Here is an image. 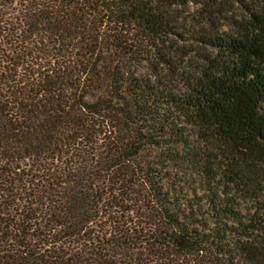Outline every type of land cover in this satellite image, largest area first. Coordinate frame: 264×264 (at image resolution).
<instances>
[{
	"label": "trees",
	"instance_id": "obj_1",
	"mask_svg": "<svg viewBox=\"0 0 264 264\" xmlns=\"http://www.w3.org/2000/svg\"><path fill=\"white\" fill-rule=\"evenodd\" d=\"M0 264H264V0H0Z\"/></svg>",
	"mask_w": 264,
	"mask_h": 264
},
{
	"label": "rangeland",
	"instance_id": "obj_2",
	"mask_svg": "<svg viewBox=\"0 0 264 264\" xmlns=\"http://www.w3.org/2000/svg\"><path fill=\"white\" fill-rule=\"evenodd\" d=\"M194 11L193 6L190 11ZM183 17H187V14H183ZM193 15V14H192ZM242 9L237 5H233L230 12L227 14L229 18L234 20H239L242 18ZM196 23L192 20V24ZM228 27L223 26V30ZM173 41V40H172ZM182 44V43H181ZM180 43L178 45H181ZM175 51L174 49L165 50L164 52ZM171 52L167 55V61H170L171 67L166 66L161 60L155 59L154 57H142L137 60L127 59L125 61L126 67L129 72L143 78L155 84H166V86L171 85V87H182V80L185 75L195 77L197 72L202 67L203 63L194 54H188L186 56H180L175 54L176 52Z\"/></svg>",
	"mask_w": 264,
	"mask_h": 264
}]
</instances>
